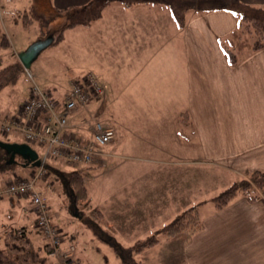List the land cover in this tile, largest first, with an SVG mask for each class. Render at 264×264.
Returning a JSON list of instances; mask_svg holds the SVG:
<instances>
[{
  "label": "crops",
  "instance_id": "0c3cea01",
  "mask_svg": "<svg viewBox=\"0 0 264 264\" xmlns=\"http://www.w3.org/2000/svg\"><path fill=\"white\" fill-rule=\"evenodd\" d=\"M89 1L50 4L62 10ZM238 1L264 7V0ZM239 21L228 11H193L181 28L165 5L126 6L115 1L100 19L78 26L83 31L74 37L81 41L88 34V71L102 88L91 100V115L114 129L112 143L101 147L95 162L84 167L104 170L108 213L106 208L100 211L105 226L119 240L133 235L132 241H138L136 231H155L197 206L202 229L178 241L181 251L173 264H264V191L255 202L240 194L225 208L217 210L213 203L202 214L201 193L207 189L200 185L209 176L195 175L197 169L212 172L211 181L224 176L219 186L224 190L247 173L264 170V46L257 52L246 49L231 65L220 45ZM0 29L9 44H15L3 23ZM182 114L187 119L178 123ZM15 144L25 142L21 137ZM50 165L57 172L68 168L60 161ZM34 171L27 169L23 179ZM17 177L3 179L0 186ZM59 179L52 172L46 181L37 182V188L52 195L59 191L54 189ZM62 190L70 200L63 186ZM167 214L171 216L163 218ZM75 218L81 219L77 214ZM0 220L2 243L8 231L23 229L36 246L47 244L35 227L27 196L1 199ZM60 229L62 247L73 245L78 264H87L77 242L79 233Z\"/></svg>",
  "mask_w": 264,
  "mask_h": 264
},
{
  "label": "rangeland",
  "instance_id": "374dc122",
  "mask_svg": "<svg viewBox=\"0 0 264 264\" xmlns=\"http://www.w3.org/2000/svg\"><path fill=\"white\" fill-rule=\"evenodd\" d=\"M30 4V0H0V23L1 25L2 23L5 25L8 34H11L15 43L13 45L10 44L8 49L0 48V71L8 66H14L11 71L6 73L4 85L0 88V118L12 117L14 110L19 108L18 106L22 105L29 98V90L33 84L37 85L52 98L61 99L64 94L69 91L71 79H80L90 74L88 71L90 68L88 34L85 35L86 42L83 36L80 37L81 41L79 38L76 41L74 39L79 31H83L81 30L82 27H78V29L75 28L76 30L73 31L71 29H65L63 32L64 42L46 48L40 54L39 58L32 63L30 69H24L18 61L17 52L34 42L38 36L43 37L47 35L51 30L52 24H55L54 29L59 31L62 28V23H64L62 19L54 18L50 10L39 7L38 4L37 13L45 17L48 22L47 25L45 28H42L39 22L32 21L29 28H24L21 24L22 15L27 11ZM77 42H81V46L78 48L74 46V43ZM23 43L25 44L23 45ZM70 114H74L77 118L91 117L89 106L85 109L80 108L78 110H72ZM0 141L7 144H15L21 141V137L17 133L5 136L1 134ZM33 148L37 152H40L38 148ZM4 153L5 149L0 148V156ZM21 159H23L21 155H16L14 164H12L11 167L6 168L5 166H0V170L5 168L0 171V182L11 176H18L16 179L26 178L28 176L27 169H36V167L33 166L24 169L21 165ZM84 167L85 166L80 165L71 166L70 168L81 171L84 184L87 188V194L89 192L88 197L92 202L91 206L88 205V197L85 200L79 201L77 204H74L71 199L69 200L68 197L62 193L63 184L61 181V184H54V189H58L59 191L52 195H48V193L43 195L40 190L38 191L47 201L51 220L54 221V223L51 222L53 226H55L60 233H62L60 228L64 230L65 227L70 231H77L79 233L77 242L82 248L81 256L84 262L87 264H122V260L117 255L116 249L124 250L136 245L137 242H145L164 225L155 231H136L135 234H139L136 235V237H139L138 241H132V239L135 238L133 235L126 236L124 234L125 238H123V240L114 237L112 232L106 228V219L100 211L106 208V212L108 213L105 203L106 193L104 185L106 178H104V170L99 171L94 169V172H92ZM70 168H67V170ZM49 174L50 172L46 170L44 176L39 181H46ZM198 174L209 176L208 181H204L200 185L207 189L201 193L203 196L201 199L205 202L199 208V211L204 214L206 210L211 209L213 206V199L229 187L224 190L219 189V186L223 184L222 180H224V176L220 174L217 175L215 181H211L213 178L212 172H203L196 169L195 175L197 176ZM236 181L238 182L237 179ZM199 183L198 181L197 184ZM95 185L96 187H94ZM65 192L67 193V190ZM67 195L71 198L68 193ZM95 210H98L102 214V224L99 225L100 228L98 229L94 228L93 223L89 221L92 212ZM54 214L58 216L56 215V217L54 216L52 218ZM74 214L79 215L81 219L75 218ZM169 216L171 215L167 214L164 215L163 218H168ZM173 219H171V221ZM92 228L96 231V234H94ZM38 233L40 232L38 231ZM128 233L130 234L131 231ZM186 236L187 235L183 233L168 239L159 237V245H155L152 249L147 248L140 254H134L133 257L139 264H170L169 261L173 264L181 251V248L178 247V241ZM34 246H36V244H34ZM0 249L4 250L2 242L0 243ZM75 264L78 263L76 262Z\"/></svg>",
  "mask_w": 264,
  "mask_h": 264
},
{
  "label": "trees",
  "instance_id": "16d2710c",
  "mask_svg": "<svg viewBox=\"0 0 264 264\" xmlns=\"http://www.w3.org/2000/svg\"><path fill=\"white\" fill-rule=\"evenodd\" d=\"M115 1H120L126 6L137 4L165 5L181 28L186 24L187 16L193 11L204 13L223 10L237 15L240 19L237 27L228 37L220 41V45L225 51L227 61L231 65H236L240 61L242 58L241 55L246 49H249L250 52H257L264 46V7L247 5L238 0H90L82 6L62 10L53 7L50 4V0H31L29 9L22 15L21 24L27 29L31 26L32 21H37L42 28H45L48 22L42 14L37 13V6L39 4V7L50 10L54 18L62 19L64 24H66L54 43L58 44L63 40V32L65 29H72L78 26H89L92 22L100 19L103 10ZM9 46L10 44L6 34L0 29V48L8 49ZM13 68L14 66H8L0 71V88L4 85L6 73ZM183 118L187 119V115L182 114L178 123H181ZM0 148L5 149V153L0 156V166H5L6 168L11 167V165L14 164V159L15 156L18 155L19 149ZM14 153L15 156L12 160L11 156ZM27 159H21V164L29 166L26 161ZM55 161L57 160L50 159L47 163L46 167L48 172L56 173L57 176H59L64 190H67L74 204H77L81 200H85L88 194L81 171L73 170L70 168L71 166L60 161L70 169L57 172V169L50 165L51 162ZM263 191L264 170L253 171L247 173L241 180L235 182L225 191L221 192L213 199V203L215 209L221 210L240 194L245 196L249 201L255 202L259 200V194ZM89 221L93 223L94 228H100L99 225L102 224L101 212L98 210L93 211ZM201 229L202 220L198 209L197 207H191L177 215L170 223L160 228L159 231H156L147 241L137 242L136 245L124 250L116 249V252L121 258L122 264H139L133 257L134 254H140L145 249L158 244L159 237L172 238L184 233L188 238H191L201 231ZM92 230L94 234H96L93 228ZM3 245L4 250L0 249V264H55L48 256V244L40 247L34 246L32 239L23 229H13L5 233Z\"/></svg>",
  "mask_w": 264,
  "mask_h": 264
},
{
  "label": "built area",
  "instance_id": "2783aa9c",
  "mask_svg": "<svg viewBox=\"0 0 264 264\" xmlns=\"http://www.w3.org/2000/svg\"><path fill=\"white\" fill-rule=\"evenodd\" d=\"M102 92L101 86L91 74L70 82V90L61 103L33 84L29 98L17 115L0 118L3 135L19 133L28 144L41 149L40 164L30 179H14L0 187V200L5 197L27 196L30 200L35 225L49 246V256L57 264H74L75 248H62V235L51 223L46 199L36 188V182L45 172V163L61 160L70 166H88L95 162L100 148L112 143L114 129L103 124L95 116L81 118L70 125V112L86 108L92 99Z\"/></svg>",
  "mask_w": 264,
  "mask_h": 264
},
{
  "label": "water",
  "instance_id": "95a60500",
  "mask_svg": "<svg viewBox=\"0 0 264 264\" xmlns=\"http://www.w3.org/2000/svg\"><path fill=\"white\" fill-rule=\"evenodd\" d=\"M61 26L62 28L58 31L55 30V24L51 25V30L47 33V35L37 38L34 42L27 45L25 48L21 49L17 52V58L20 64L24 67L25 70L30 69L32 63L37 60L40 54L49 46L53 45L57 39V36L61 30L64 29L65 25ZM0 147L14 149L17 148L18 155H21L23 158H28V164L30 166L36 167L39 165L38 155L37 153L25 144H7L0 142ZM15 156V153L11 156L12 160Z\"/></svg>",
  "mask_w": 264,
  "mask_h": 264
}]
</instances>
